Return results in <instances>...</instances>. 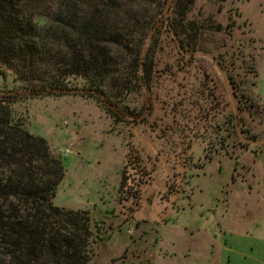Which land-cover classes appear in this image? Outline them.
I'll return each instance as SVG.
<instances>
[{"label":"rangeland","instance_id":"374dc122","mask_svg":"<svg viewBox=\"0 0 264 264\" xmlns=\"http://www.w3.org/2000/svg\"><path fill=\"white\" fill-rule=\"evenodd\" d=\"M256 8L195 0L190 11L169 10L196 28L186 33L197 54L181 58L163 31L153 84L138 88L133 117L121 122L95 98L26 97L0 69V98L22 96L10 108L64 167L54 205L90 216L91 264H264V56L256 60L255 35L264 37V22L254 33L240 12L262 21Z\"/></svg>","mask_w":264,"mask_h":264},{"label":"trees","instance_id":"16d2710c","mask_svg":"<svg viewBox=\"0 0 264 264\" xmlns=\"http://www.w3.org/2000/svg\"><path fill=\"white\" fill-rule=\"evenodd\" d=\"M168 1L0 0V69L26 97L95 98L114 122L131 118L134 94L151 88L160 65L163 31L181 58L197 54L195 34L186 33L196 28L165 19ZM170 1L172 14L195 2ZM65 89L96 94L57 92ZM21 98H0V264H91L90 216L54 205L65 170L10 108Z\"/></svg>","mask_w":264,"mask_h":264},{"label":"crops","instance_id":"0c3cea01","mask_svg":"<svg viewBox=\"0 0 264 264\" xmlns=\"http://www.w3.org/2000/svg\"><path fill=\"white\" fill-rule=\"evenodd\" d=\"M246 4L249 3H254L257 5L256 10L259 11L260 14H264V0H245ZM241 3V2H240ZM240 12L246 16L245 18L248 20L250 27H252V30L254 31V28H258L261 27V25L258 24H262L261 22H264V16H263V20L260 21L259 17L255 16L252 17L250 13H248L245 9V11H243L242 9H240ZM255 33V31H254ZM256 35V39L260 42H262L263 47L261 48L259 54L256 56V60H258L261 56H264V37L260 36V34H255ZM256 69H257V65H256ZM258 77V76H257ZM263 99V98H262Z\"/></svg>","mask_w":264,"mask_h":264},{"label":"water","instance_id":"95a60500","mask_svg":"<svg viewBox=\"0 0 264 264\" xmlns=\"http://www.w3.org/2000/svg\"><path fill=\"white\" fill-rule=\"evenodd\" d=\"M170 5H171V1L169 0L164 9L165 19H168L169 17ZM57 92L63 94H87V93L96 94L94 90H88V89H65V90H58Z\"/></svg>","mask_w":264,"mask_h":264}]
</instances>
